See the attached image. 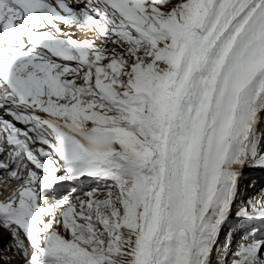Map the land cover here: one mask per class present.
Returning <instances> with one entry per match:
<instances>
[{
    "label": "snow or ice",
    "instance_id": "snow-or-ice-1",
    "mask_svg": "<svg viewBox=\"0 0 264 264\" xmlns=\"http://www.w3.org/2000/svg\"><path fill=\"white\" fill-rule=\"evenodd\" d=\"M246 170L264 0H0V233L21 264H264Z\"/></svg>",
    "mask_w": 264,
    "mask_h": 264
},
{
    "label": "bare ground",
    "instance_id": "bare-ground-1",
    "mask_svg": "<svg viewBox=\"0 0 264 264\" xmlns=\"http://www.w3.org/2000/svg\"><path fill=\"white\" fill-rule=\"evenodd\" d=\"M81 37V35H78ZM87 36H90L92 38H95L96 39V43L99 44L101 41L98 37H94L93 34H89L87 33ZM109 47H111V45H109ZM252 170H246L245 171V179L241 181V188L244 189L246 188L248 185H249V182L250 184L253 182V179L254 177L252 176ZM250 177V179H248ZM256 184V188L254 189V193H259L261 189H264V179L261 180V181H258V182H255ZM96 187V186H95ZM90 190V189H89ZM89 190H86L85 192H83L82 194H78L79 196L83 197V194L86 193L87 191ZM250 191H253V190H250ZM46 194H49L48 192H46ZM75 195H73L72 197L70 198H74ZM77 196V195H76ZM6 238V237H5ZM0 239V243L5 239ZM221 240L223 241L224 240V236L222 235L221 236ZM240 240V231L237 230L233 233L232 235V248H235L236 245H237V242ZM6 252V251H5ZM6 253H9V252H6ZM10 254H14V253H10ZM215 261H216V256L215 254L213 255V264H215ZM0 264H3L2 261H1V257H0ZM6 264V263H4ZM9 264H19L17 261H12L10 262Z\"/></svg>",
    "mask_w": 264,
    "mask_h": 264
},
{
    "label": "rangeland",
    "instance_id": "rangeland-1",
    "mask_svg": "<svg viewBox=\"0 0 264 264\" xmlns=\"http://www.w3.org/2000/svg\"><path fill=\"white\" fill-rule=\"evenodd\" d=\"M231 258V257H230Z\"/></svg>",
    "mask_w": 264,
    "mask_h": 264
}]
</instances>
